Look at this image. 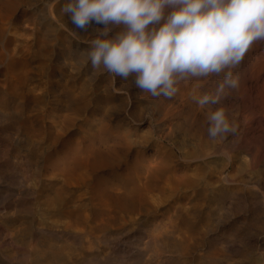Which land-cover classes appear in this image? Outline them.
<instances>
[{
  "label": "rangeland",
  "instance_id": "rangeland-1",
  "mask_svg": "<svg viewBox=\"0 0 264 264\" xmlns=\"http://www.w3.org/2000/svg\"><path fill=\"white\" fill-rule=\"evenodd\" d=\"M45 1L20 2L11 17L0 9V264H264V41L232 70L239 87L220 105L236 132L212 140L191 97L212 92L222 76L153 98L131 78L85 66L82 54L103 25L93 36L74 34L48 16ZM38 14L65 41L43 46ZM99 82L109 94L104 118L122 119L130 148L117 163L67 180L51 160L101 115H91V102L74 113L62 86L70 94L86 86L89 98ZM97 176L106 193L94 191Z\"/></svg>",
  "mask_w": 264,
  "mask_h": 264
},
{
  "label": "clouds",
  "instance_id": "clouds-1",
  "mask_svg": "<svg viewBox=\"0 0 264 264\" xmlns=\"http://www.w3.org/2000/svg\"><path fill=\"white\" fill-rule=\"evenodd\" d=\"M61 10L80 30L103 25L88 41L85 66L131 78L153 98L170 99L182 84L222 76L212 92L191 98L204 109L210 139L236 132L220 105L228 89L239 87L232 70L264 41V0H66Z\"/></svg>",
  "mask_w": 264,
  "mask_h": 264
},
{
  "label": "bare ground",
  "instance_id": "bare-ground-1",
  "mask_svg": "<svg viewBox=\"0 0 264 264\" xmlns=\"http://www.w3.org/2000/svg\"><path fill=\"white\" fill-rule=\"evenodd\" d=\"M29 1H31V0H29ZM52 1L50 0V2H49V0H46L45 2H43V5L48 4V6L46 7L47 13L50 14V15L48 14V16H50L53 19L54 15H55L58 18V20L60 21L59 25L60 26H66L74 34H77L80 36H85V37H89L91 35L93 36L95 31L98 29V27L96 28V23L93 22L88 27V29L86 31L80 30V29L76 28L75 25L72 24L68 15L63 13L62 10L59 9L60 3L53 4L54 2L52 3ZM20 2H26V0H4V1H1L0 2V9H3L5 11L6 15L11 17V15H13V12H14L16 6ZM27 2H28V0H27ZM43 5L39 7V12H40L41 8L43 7ZM38 18H44V15L38 14ZM41 22L42 21L40 20L39 23H41ZM43 25H44V28L37 35L38 39L42 42L43 46L48 48L51 45L52 41H54V40L65 41V39L67 38L66 37L67 34L63 32V29L62 28L55 29L52 25V20L49 19L48 17L44 18ZM0 31H1V28H0ZM41 66L45 67V65H41ZM18 78H19L20 82L25 81L27 79L26 72L21 73ZM65 87L66 86H64V85L62 86L63 96L68 101L67 107H69L74 113H80V112L85 111L88 104L91 102L92 105L95 104L94 108L91 109L92 110L91 115H93L94 112H98L101 115L98 118H95L94 116L92 117V119H91L92 122L89 123L90 132L84 140H81L80 143H77L75 145H71L68 148L67 147L64 148L65 150H63L62 154L58 155L54 160H51V162H50L51 165L59 167L63 172L67 173V175L69 176V177H67V180H69V178H72V177L73 178H75V177L84 178V172L85 173L98 172V170L105 165H109V164L112 165L114 163H117L119 161V157H120L119 153L125 152L127 149H129L131 142L128 139V133L129 132L126 128H124L125 126L123 127L121 118L115 119L113 124H109L105 120L104 116H106V110L103 108L102 104H103V101L107 98V96L109 94L107 95L108 92L106 93V95L103 93L104 91L100 85V82L97 83L95 86H91V90H90L91 96L89 98L87 97L86 86L81 87L82 91L79 92V94H70V91L68 89L66 90ZM225 97H226L225 100L230 98L229 92ZM227 97H229V98H227ZM117 107H119V106H117ZM125 107H127V106H125ZM131 113L133 116H136L138 114V113H136L135 110H131ZM111 119H112V116H111ZM136 160L138 162H140V161L142 162L143 160H145V155H144L143 151H141V150L138 151ZM145 167H146V165H145ZM114 168H116V167H114ZM160 171H161V168L156 166V168L154 167V169H151L150 173H151V175H155L157 172H160ZM163 178H164V176H163ZM149 179L151 180L152 176ZM93 187H94V191H97L99 194L106 193L107 185L105 184L104 179L101 176L95 177V180L93 182ZM136 190L138 192H140V188H138L137 185L134 187V191H136ZM115 195H116V192H115ZM130 208H131V206H130Z\"/></svg>",
  "mask_w": 264,
  "mask_h": 264
}]
</instances>
